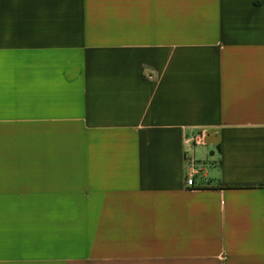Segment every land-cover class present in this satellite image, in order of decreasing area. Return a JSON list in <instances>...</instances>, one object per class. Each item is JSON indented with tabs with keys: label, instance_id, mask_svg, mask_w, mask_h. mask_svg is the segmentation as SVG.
<instances>
[{
	"label": "crops",
	"instance_id": "obj_1",
	"mask_svg": "<svg viewBox=\"0 0 264 264\" xmlns=\"http://www.w3.org/2000/svg\"><path fill=\"white\" fill-rule=\"evenodd\" d=\"M0 264H264V0H0Z\"/></svg>",
	"mask_w": 264,
	"mask_h": 264
},
{
	"label": "built area",
	"instance_id": "obj_2",
	"mask_svg": "<svg viewBox=\"0 0 264 264\" xmlns=\"http://www.w3.org/2000/svg\"><path fill=\"white\" fill-rule=\"evenodd\" d=\"M203 138V133L198 134L194 138V143L202 144ZM199 174H201V166H199V162L195 159H188V167L186 169V185L190 188L196 187L195 179Z\"/></svg>",
	"mask_w": 264,
	"mask_h": 264
},
{
	"label": "rangeland",
	"instance_id": "obj_3",
	"mask_svg": "<svg viewBox=\"0 0 264 264\" xmlns=\"http://www.w3.org/2000/svg\"><path fill=\"white\" fill-rule=\"evenodd\" d=\"M199 166H203L204 168H206V167L204 166L203 162H199ZM204 168H202V169H204ZM202 169H201V170H202ZM200 176H201V174H200Z\"/></svg>",
	"mask_w": 264,
	"mask_h": 264
}]
</instances>
